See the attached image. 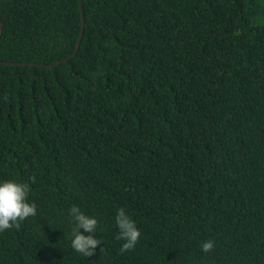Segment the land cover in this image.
Wrapping results in <instances>:
<instances>
[{"label": "trees", "instance_id": "obj_1", "mask_svg": "<svg viewBox=\"0 0 264 264\" xmlns=\"http://www.w3.org/2000/svg\"><path fill=\"white\" fill-rule=\"evenodd\" d=\"M81 8L72 55L78 0H0V61L35 63L0 64V180L37 209L0 231V264H264V0ZM72 205L98 220L92 256Z\"/></svg>", "mask_w": 264, "mask_h": 264}, {"label": "clouds", "instance_id": "obj_2", "mask_svg": "<svg viewBox=\"0 0 264 264\" xmlns=\"http://www.w3.org/2000/svg\"><path fill=\"white\" fill-rule=\"evenodd\" d=\"M28 193V183L15 179L0 180V231L18 227L20 221L37 216L36 204L29 202ZM67 216L69 229L66 239L69 247L83 258L92 256L101 242L95 235L98 228L97 218L85 214L76 205L68 208ZM114 223L115 238L121 241L119 251L125 252L133 249L140 238V229L136 222L121 207L116 211ZM213 247L214 242L211 239L200 244L202 252H209Z\"/></svg>", "mask_w": 264, "mask_h": 264}, {"label": "water", "instance_id": "obj_3", "mask_svg": "<svg viewBox=\"0 0 264 264\" xmlns=\"http://www.w3.org/2000/svg\"><path fill=\"white\" fill-rule=\"evenodd\" d=\"M78 4H79V8H80V14H81V29H80V33L78 35V38H77V41H76V45H75V48H74V51L72 53L75 54L77 49H78V46H79V43H80V39H81V36H82V31H83V13H82V8H81V0H78ZM1 28H2V22L0 21V32H1ZM59 61H55L54 63H51V64H46L48 66H54L55 64H57ZM0 64H13V65H23V64H35L34 62H6V61H0Z\"/></svg>", "mask_w": 264, "mask_h": 264}]
</instances>
